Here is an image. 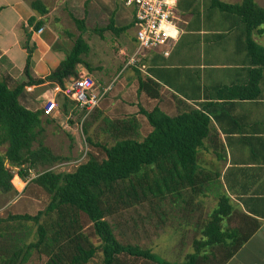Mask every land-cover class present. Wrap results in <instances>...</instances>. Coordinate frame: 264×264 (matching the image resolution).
<instances>
[{"label": "trees", "instance_id": "16d2710c", "mask_svg": "<svg viewBox=\"0 0 264 264\" xmlns=\"http://www.w3.org/2000/svg\"><path fill=\"white\" fill-rule=\"evenodd\" d=\"M23 1L38 16L48 13L39 0ZM210 3L213 8L240 19L244 26L245 49L254 67L249 71L246 85L223 87L218 91V97L257 99L261 70L264 68V45L254 42L252 36H264V7L254 0H241L234 5L218 0H210ZM71 19L79 35L48 77L34 80L30 76V60L35 46L30 44L31 34L26 32L23 72L27 82L8 86L0 80V147L7 145L5 152H0V195L14 190L11 180L17 175L24 181L30 179L25 187L32 183L49 197L46 208L34 216L10 215L7 220H0V264H23L33 250L47 257L45 264H91L97 253L101 254V264H131L127 259L143 260L149 264H225L256 230L247 232L245 224L238 229L221 226L222 220L231 211L225 194L219 196L207 225L198 229L201 238L194 240L193 253L180 263L158 258L150 248H144L139 242H119L107 221L117 211L145 202L151 209L158 204L156 216H159L160 225L167 219V205H180L181 213L187 212L190 198L196 195L197 183H202L197 173L199 152L213 130L211 120L203 109L186 108L173 117L158 107L149 112L140 109L151 127L147 136L141 140L136 138L139 126L134 118L119 121V127L112 125L114 143L102 146L104 159L99 161L89 156L73 172L51 170L66 160L52 154L43 143L46 125L52 121L43 109L29 110L19 98L25 87L45 82L64 90L70 79L77 78L81 65L89 70L84 60L89 52V46L83 39L86 33L84 20H77L72 15ZM27 23L33 25L36 31L43 25L42 21H36V17H31ZM130 27H133V20L128 26L116 29L110 18L104 29L94 31L115 33ZM130 70L136 74L137 93L157 99L160 85L148 76L142 77L138 70ZM62 98L63 113H66L65 103L68 100L64 96ZM104 121L108 122L107 119ZM84 132H87L86 128ZM32 170H39L34 177ZM18 186L21 184L18 183ZM81 215L91 224L93 234L100 241L98 245H94L90 236L84 233ZM9 221L16 222V225L10 226ZM26 222L35 225L32 235L35 242L26 243L32 232Z\"/></svg>", "mask_w": 264, "mask_h": 264}, {"label": "crops", "instance_id": "0c3cea01", "mask_svg": "<svg viewBox=\"0 0 264 264\" xmlns=\"http://www.w3.org/2000/svg\"><path fill=\"white\" fill-rule=\"evenodd\" d=\"M39 1L48 10L42 17L26 1L0 0V79L8 86L27 82L23 72L26 64V50L23 47L26 32L31 34L30 44L35 46L30 60V76L34 80L48 77L64 59L65 56H60L61 51L69 50L64 46L62 19L57 11L62 2L64 11H67L66 5L70 2ZM218 1L228 5L241 2ZM254 2L259 6L264 5L259 0ZM74 3L72 0L71 4ZM99 11L105 14V20H100L99 24L103 28L108 25L107 19L110 18L114 28L119 27L116 29L126 27L132 22L131 10L125 8L120 0H93V6L89 10H82V16L74 11L71 15L77 20H84L87 30H95L99 27ZM31 17L43 22L41 32L33 30V25H28ZM175 25L178 38L168 56L164 57L159 52L152 53L146 62V74H141L160 85L159 97L150 99L144 93H137L136 74L132 70H123L125 62L118 65L122 59L120 54L127 47L118 45L116 64L112 65L111 71L104 74L100 68L93 72L99 86L112 84V89L114 88V91L110 90V100L105 106L99 105L97 111L110 114L112 110L109 111L108 108L112 107L110 104L114 102H111L114 98L115 101L124 103L133 96L134 100L129 101L130 110L125 112L141 126L147 120L140 113V109L149 112L158 107L171 117L186 108L203 109L211 120L213 130L210 138L204 141L198 156L197 173L202 183H197L196 195L190 198L186 214L181 213L180 209L185 218V228L182 224L185 231L171 230L169 233V236L177 239L181 233L182 241L188 247H183L176 254L175 260L180 263L188 254L193 253L194 240L201 238L198 229L207 225L219 196L225 194L231 211L222 220L221 226L238 229L245 224L247 232L256 229L225 264H264V68L261 70L257 99L218 97V91L223 87L246 85L249 71L254 68L245 49L244 26L240 19L213 8L210 0H177ZM133 36L129 41L132 50L135 47ZM252 39L264 45V36L253 35ZM114 71L116 74L113 80L120 73L121 76L106 84ZM48 85L51 84L45 82L25 87L19 98L20 103L28 109L24 100H29L35 89ZM57 89L55 86L53 95H57ZM47 93L49 92L42 95L46 96ZM53 98L54 96L50 99ZM114 115L119 114L114 112ZM144 131L146 134L143 138L151 132L149 124ZM165 221L167 219L162 222ZM164 223L158 226L162 230L167 228ZM194 229L198 231L194 233ZM176 243L175 240L172 242Z\"/></svg>", "mask_w": 264, "mask_h": 264}, {"label": "rangeland", "instance_id": "374dc122", "mask_svg": "<svg viewBox=\"0 0 264 264\" xmlns=\"http://www.w3.org/2000/svg\"><path fill=\"white\" fill-rule=\"evenodd\" d=\"M61 1L63 0H59L57 2ZM71 1L72 0H68L70 3H67L66 5L67 11H64L63 2L58 6L59 10L57 11V15H60L62 19L61 27L62 32H64L63 41L64 46H66L67 49L72 47L73 41L79 35V31L71 19V12L74 11L75 14L78 12V16H82L83 9L86 11L93 6V0H88L91 1L90 3H84L83 1L85 0H74V4H71ZM78 1H81V3H78ZM259 2L264 4V0H259ZM260 6L264 7V5ZM104 15L103 11H99V23H97V26L99 27H96L97 31L104 29L101 25H99L100 20H105L103 17ZM107 22L109 24L110 20L107 19ZM87 29L88 27L85 26L86 33L83 34V39L89 46V52L87 56L84 57V60L86 61L89 70L82 65L79 69L80 71H85L94 81H96L97 77L93 75V72H96V69L102 68L103 73L107 74V72L111 71L112 65L116 64L115 58L116 52L119 48L118 45L123 48L127 47V50H123V53L120 54L122 59L119 60L120 62L118 65H120L121 62L126 61L127 57L132 52V46L129 44V41L134 34V28L130 27L127 29L128 32L125 30L119 32L118 34L112 31L97 33L94 30ZM61 53L62 54H60V56L63 58L65 56V50L61 51ZM119 68L120 67H118V69ZM115 74L116 72L114 71L113 75L106 80V84L110 81L114 82L121 76L120 73L113 80ZM108 86L112 89V84ZM54 87L55 86L53 85H48L44 88H37L31 93V98L29 100L25 99L24 101L27 104L28 109L36 111L42 110L43 108L45 109V105L47 104L46 100H50L52 96L56 97L54 100L57 103L59 112L57 113L55 111L50 115L47 114L52 122L49 125H46L43 140L44 145L49 148L52 154L66 158L64 162L59 163L62 167L57 169L56 172H73L77 166L85 163L89 156H93L101 161L105 158L102 146H110L114 143L113 134L115 132L112 125H118L117 127H119V121H122L123 119L126 121L131 119V115L127 114L125 111L130 110L129 101L134 100V97L132 96L131 98L129 96L131 99L124 103L115 101L116 98H114L111 101L114 102L110 104L112 107L108 108L109 111L112 110L110 114H98L99 111L97 110L99 107H96L91 113L85 116L81 111L73 109L69 101H66V113H63V95L61 93L53 95L56 91L54 90ZM46 91L49 93H47L46 96H43L42 94ZM111 91H114V88ZM111 91L106 94L104 100L100 103V106H105V104L110 100L112 94ZM110 92L111 94H109ZM114 112H117L119 115H114ZM44 119L45 118L43 117V120ZM104 119H107L108 122L104 121ZM147 127V121H143L142 125L139 126L136 131V138L141 140L146 134L144 129ZM84 128L87 129L86 133L84 132ZM6 147L7 145L1 146L0 152L4 153ZM38 171L39 170H32L34 174ZM14 183L18 189L21 188V186H18L16 180ZM0 200V220H7V217L10 215H36L39 211L46 208L49 202V197L44 191L31 183L25 187L20 194H18L14 188L11 193L2 195ZM155 205H153V209H151V206L145 202L133 208L122 209L107 218V221L111 224L113 233L119 242L131 244L139 242L144 248H150L153 254H155L158 258L168 262H176V254H179L180 250L183 247H186L187 244L183 243L181 233H179L178 239L176 237L172 238V235L169 236V233L171 230L174 232L185 231V218L180 213V205L173 208L172 206L167 205L165 208L167 221H165V223L163 222L167 228L162 230L159 228L161 226L158 223L159 216H156L159 212L157 206L158 204ZM80 222L83 226L84 233L90 236V240L94 245H98L100 241L97 236L93 234V229L87 218L81 215ZM8 224L10 226L16 225V222L9 221ZM26 224L32 229L31 235L26 240V243L35 242V237L32 236L35 231V225L31 222H26ZM182 224H184V228L182 227ZM2 225L5 224L3 223ZM18 230L19 233H22V230ZM192 231L196 233L197 229ZM16 234L17 232L15 235ZM174 240L177 242L176 244H172ZM187 248L188 247H186V249ZM127 260L130 261L131 264H149L143 260ZM46 261L47 257L45 258L44 255H41L33 250L30 252V256L27 261L23 264H45ZM91 264H101L100 253H97L91 260Z\"/></svg>", "mask_w": 264, "mask_h": 264}, {"label": "built area", "instance_id": "2783aa9c", "mask_svg": "<svg viewBox=\"0 0 264 264\" xmlns=\"http://www.w3.org/2000/svg\"><path fill=\"white\" fill-rule=\"evenodd\" d=\"M125 8L132 12L134 28L135 48L124 63L123 70L136 69L146 74L145 60H148L152 53L159 52L167 57L174 43L177 41L178 32L175 25L177 0H120ZM38 32H41L39 29ZM110 87H101L85 71L78 72L77 78L70 79L64 90L57 89L73 109L81 111L87 116L104 100ZM55 98V96H54ZM46 100V114L50 115L55 111L58 113V106L55 100ZM8 167V166H6ZM58 165L51 170H57ZM15 171V170H13ZM32 177L34 173L31 171ZM21 184L18 189L14 181ZM30 179L22 180L17 175L11 180L13 188L20 194Z\"/></svg>", "mask_w": 264, "mask_h": 264}]
</instances>
